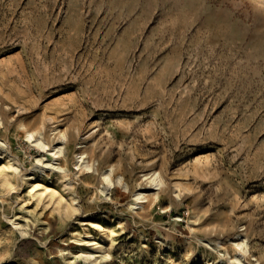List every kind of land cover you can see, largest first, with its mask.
Here are the masks:
<instances>
[{"label": "rangeland", "instance_id": "obj_1", "mask_svg": "<svg viewBox=\"0 0 264 264\" xmlns=\"http://www.w3.org/2000/svg\"><path fill=\"white\" fill-rule=\"evenodd\" d=\"M0 264H264V0H0Z\"/></svg>", "mask_w": 264, "mask_h": 264}, {"label": "bare ground", "instance_id": "obj_2", "mask_svg": "<svg viewBox=\"0 0 264 264\" xmlns=\"http://www.w3.org/2000/svg\"><path fill=\"white\" fill-rule=\"evenodd\" d=\"M30 136H33V134L31 133ZM60 137L62 138H65L66 137V134L63 132L60 134ZM35 141L36 143L41 146V147H46L47 146V142L43 139V138H35ZM56 149L57 147L56 146H53V149ZM62 151V146L58 147L56 149V151H53V154H56L57 152H61ZM38 160L41 162L42 161V158H38ZM43 162V161H42ZM55 166L54 164V159L52 158L51 159V162H48L45 164V166ZM40 167H43V165H41ZM59 167V166H58ZM106 180L108 181L109 184L112 183L111 179L109 176H106ZM151 182L154 184V185H160L163 181H162V178L160 176L159 173H156L152 179H151ZM238 244V243H237ZM239 246L241 247V245L239 244ZM241 261V260H240Z\"/></svg>", "mask_w": 264, "mask_h": 264}]
</instances>
